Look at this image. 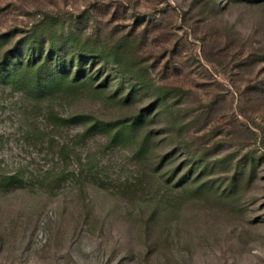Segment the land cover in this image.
Returning a JSON list of instances; mask_svg holds the SVG:
<instances>
[{
  "label": "rangeland",
  "instance_id": "obj_1",
  "mask_svg": "<svg viewBox=\"0 0 264 264\" xmlns=\"http://www.w3.org/2000/svg\"><path fill=\"white\" fill-rule=\"evenodd\" d=\"M24 46L0 264H264V0H0V59ZM47 50L81 73L37 84Z\"/></svg>",
  "mask_w": 264,
  "mask_h": 264
},
{
  "label": "trees",
  "instance_id": "obj_2",
  "mask_svg": "<svg viewBox=\"0 0 264 264\" xmlns=\"http://www.w3.org/2000/svg\"><path fill=\"white\" fill-rule=\"evenodd\" d=\"M41 58V63L44 67L52 68L53 73H49V75L46 76V78L40 79V76L38 75L36 83L39 84L42 80H45L49 85L56 84L59 81V76L63 73H71L72 70L75 71V75L78 73H81L82 66L80 62L78 61L74 66H72V70L69 69L67 72L66 67V56L65 53L62 55L56 54L54 51L47 50L43 52L38 53ZM35 57V52L33 50L32 46H24L22 48H11L8 50H5L2 53L1 59H0V74H6L7 71H9L12 67L15 68L18 63L22 62L27 58V62L33 60ZM40 81V82H39ZM49 116H54L56 119H58L59 124L66 125L74 123V119L76 116H62L58 114V112H55L53 109H50ZM96 126V124H93L91 127ZM90 128H87L85 132H87Z\"/></svg>",
  "mask_w": 264,
  "mask_h": 264
}]
</instances>
